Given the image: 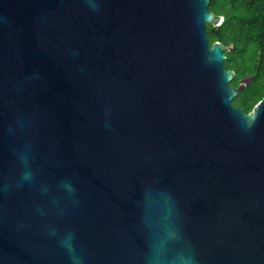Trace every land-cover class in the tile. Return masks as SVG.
I'll return each instance as SVG.
<instances>
[{"label":"water","instance_id":"95a60500","mask_svg":"<svg viewBox=\"0 0 264 264\" xmlns=\"http://www.w3.org/2000/svg\"><path fill=\"white\" fill-rule=\"evenodd\" d=\"M209 3L0 0V264H264V95Z\"/></svg>","mask_w":264,"mask_h":264},{"label":"trees","instance_id":"16d2710c","mask_svg":"<svg viewBox=\"0 0 264 264\" xmlns=\"http://www.w3.org/2000/svg\"><path fill=\"white\" fill-rule=\"evenodd\" d=\"M209 9L223 17L218 26L207 24V37L229 47L224 66L234 71L230 84L247 81L232 104L248 112L264 95V0H210Z\"/></svg>","mask_w":264,"mask_h":264}]
</instances>
